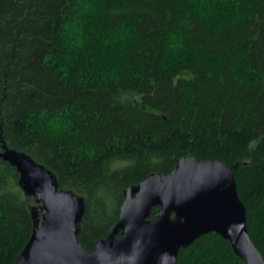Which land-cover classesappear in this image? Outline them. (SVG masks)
<instances>
[{
	"label": "trees",
	"instance_id": "trees-1",
	"mask_svg": "<svg viewBox=\"0 0 264 264\" xmlns=\"http://www.w3.org/2000/svg\"><path fill=\"white\" fill-rule=\"evenodd\" d=\"M6 151L83 200L88 253L129 188L186 157L235 165L264 261V0H0ZM20 179L0 157V264H16L35 228ZM176 262L244 264L216 233Z\"/></svg>",
	"mask_w": 264,
	"mask_h": 264
},
{
	"label": "water",
	"instance_id": "water-1",
	"mask_svg": "<svg viewBox=\"0 0 264 264\" xmlns=\"http://www.w3.org/2000/svg\"><path fill=\"white\" fill-rule=\"evenodd\" d=\"M0 157L16 167L44 212L16 264H177L179 250L208 233L228 241L244 264H264L248 234L235 165L186 157L169 174L129 188L117 222L88 253L77 241L83 200L58 191L53 176L29 159L8 151ZM156 207L157 218L150 221Z\"/></svg>",
	"mask_w": 264,
	"mask_h": 264
},
{
	"label": "rangeland",
	"instance_id": "rangeland-1",
	"mask_svg": "<svg viewBox=\"0 0 264 264\" xmlns=\"http://www.w3.org/2000/svg\"><path fill=\"white\" fill-rule=\"evenodd\" d=\"M22 175L20 179V192L23 199L26 201L27 205L30 208L31 215L33 218V223L35 225V228H40L42 216L44 214L42 210V204L38 201L37 195L33 192H30L26 189L25 183L22 180Z\"/></svg>",
	"mask_w": 264,
	"mask_h": 264
}]
</instances>
